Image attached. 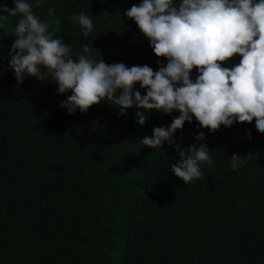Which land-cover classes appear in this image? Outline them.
Listing matches in <instances>:
<instances>
[{
    "label": "trees",
    "instance_id": "1",
    "mask_svg": "<svg viewBox=\"0 0 264 264\" xmlns=\"http://www.w3.org/2000/svg\"><path fill=\"white\" fill-rule=\"evenodd\" d=\"M24 2L70 44L66 60L94 56V63L154 72L168 63L124 16L142 0ZM3 4L15 7L14 0ZM81 12L93 23L87 36L71 19ZM0 15V264H264V133L255 118L215 132L194 116L185 121L176 143H206L213 163L198 162L203 175L184 183L171 172L179 159L174 145L156 149L141 141L169 126L178 110H148L140 125L141 109L121 115L105 97L69 115L60 103L71 89L59 94L52 80L28 75L18 83L8 53L23 14ZM241 59L235 54L221 67ZM198 75L194 67L190 79ZM133 87L146 94L140 82ZM200 131L205 139L197 142ZM233 154L244 161L236 170Z\"/></svg>",
    "mask_w": 264,
    "mask_h": 264
},
{
    "label": "clouds",
    "instance_id": "2",
    "mask_svg": "<svg viewBox=\"0 0 264 264\" xmlns=\"http://www.w3.org/2000/svg\"><path fill=\"white\" fill-rule=\"evenodd\" d=\"M14 3V8L0 5V13L23 14L8 53V67L18 83L28 75L52 80L59 94L71 89L73 94L60 103L69 115L77 108L86 112L105 97L114 100L121 115L133 106L141 109L135 113L140 125L145 124L148 110H162V114L178 110L180 115L169 126L155 127L153 135L141 141L156 149L165 142L174 145L179 159L171 172L184 183L203 175L198 162L213 163L206 143L185 148L176 143L174 133L185 121L192 122L194 116L199 126L215 132L222 124L255 118L257 130L264 133V0H142L133 5L124 16L136 22L157 57L168 59L155 72L148 65L128 68L123 63L107 65L103 59L94 63V56L66 60L72 55L70 44L48 32L50 23L41 22L24 0ZM48 13L52 16L53 9ZM71 19L85 36L92 31L93 23L83 12ZM91 52L88 45L83 46V53ZM235 54L242 56L238 65L221 67ZM194 67L199 72L195 82L190 79ZM136 82L147 90L145 95L134 89ZM204 139L203 131L195 136L197 142ZM239 157L231 156L233 170L244 163Z\"/></svg>",
    "mask_w": 264,
    "mask_h": 264
}]
</instances>
